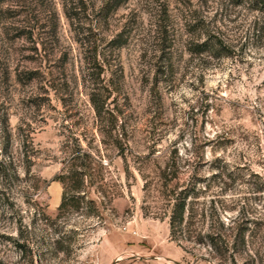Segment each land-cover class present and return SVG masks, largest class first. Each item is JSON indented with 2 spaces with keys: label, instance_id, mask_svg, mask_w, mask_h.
I'll use <instances>...</instances> for the list:
<instances>
[{
  "label": "rangeland",
  "instance_id": "1",
  "mask_svg": "<svg viewBox=\"0 0 264 264\" xmlns=\"http://www.w3.org/2000/svg\"><path fill=\"white\" fill-rule=\"evenodd\" d=\"M263 3L0 0V264H264Z\"/></svg>",
  "mask_w": 264,
  "mask_h": 264
},
{
  "label": "trees",
  "instance_id": "2",
  "mask_svg": "<svg viewBox=\"0 0 264 264\" xmlns=\"http://www.w3.org/2000/svg\"><path fill=\"white\" fill-rule=\"evenodd\" d=\"M96 105H98L97 102H95V106ZM96 109H97V113L100 114L99 106H97ZM81 156L82 155L79 153L77 154V158L75 159L80 160ZM78 165H82V164H78ZM67 177H70V176L67 175L66 178ZM64 178H65L64 174L63 176L57 177V179H60L63 183H65ZM70 179L73 180L72 183H74L77 180L75 176H71ZM79 183L81 184L80 180H78L77 186L65 187L63 195H62V199H61V202L58 208V214H57L58 217H60L63 213L68 212L70 209L78 210L81 207V203L82 201H84V196H82L79 193L80 191L79 189L81 187ZM72 187L74 189V192L71 191ZM187 199H188V196L182 195L181 193H179L177 196L173 198L172 209H171L170 220H169L170 236L172 240H176V234L178 231H180L181 226L184 223L186 209L188 206ZM88 203L92 204L93 202L88 201ZM72 232L74 233L75 231L72 230ZM63 237H65V233L63 234V236H60L59 238L54 239L50 243L49 247H52L54 249L53 251H60V250L64 251L65 249L70 251L71 248L69 245L64 246L61 243V241L65 239ZM70 240H73V236H71ZM19 247L21 248L22 246L19 245Z\"/></svg>",
  "mask_w": 264,
  "mask_h": 264
}]
</instances>
